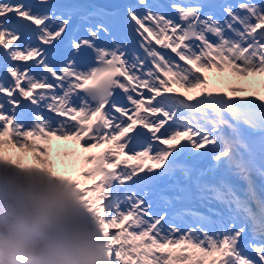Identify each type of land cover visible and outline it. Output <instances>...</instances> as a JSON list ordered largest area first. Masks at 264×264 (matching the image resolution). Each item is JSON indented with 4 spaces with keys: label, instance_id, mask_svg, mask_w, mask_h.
<instances>
[{
    "label": "snow or ice",
    "instance_id": "obj_1",
    "mask_svg": "<svg viewBox=\"0 0 264 264\" xmlns=\"http://www.w3.org/2000/svg\"><path fill=\"white\" fill-rule=\"evenodd\" d=\"M166 8L0 0V162L73 188L106 264H264V0Z\"/></svg>",
    "mask_w": 264,
    "mask_h": 264
},
{
    "label": "clouds",
    "instance_id": "obj_2",
    "mask_svg": "<svg viewBox=\"0 0 264 264\" xmlns=\"http://www.w3.org/2000/svg\"><path fill=\"white\" fill-rule=\"evenodd\" d=\"M24 192L0 222V264H105L102 252L86 238L49 241L47 230L63 205L46 183H29Z\"/></svg>",
    "mask_w": 264,
    "mask_h": 264
},
{
    "label": "rangeland",
    "instance_id": "obj_3",
    "mask_svg": "<svg viewBox=\"0 0 264 264\" xmlns=\"http://www.w3.org/2000/svg\"><path fill=\"white\" fill-rule=\"evenodd\" d=\"M260 80L261 78H250ZM241 83L237 82V84ZM74 145L71 142L53 141V159L56 160L58 166L62 171H66L72 175L71 165L74 162V157H69L64 160L62 157L56 156V151L72 149ZM8 151H15L9 149ZM46 183L52 190V194L58 196L63 205V211L57 216L56 224L47 230L48 239L61 233L71 243L76 242L80 238H86L96 244L99 250L102 252L105 258V264L107 260V252L105 249V241L100 233L98 227L95 224L93 216L86 210L84 205L80 202L78 194L74 192V189L63 183L61 180L49 176L46 172L40 171L35 167L31 168H18L13 165L0 162V222H3L7 218V214L11 211L12 206L17 201H22L25 196L24 188L29 183ZM98 181H88L87 184H91ZM66 224V225H63ZM247 251H251L248 249Z\"/></svg>",
    "mask_w": 264,
    "mask_h": 264
},
{
    "label": "water",
    "instance_id": "obj_4",
    "mask_svg": "<svg viewBox=\"0 0 264 264\" xmlns=\"http://www.w3.org/2000/svg\"><path fill=\"white\" fill-rule=\"evenodd\" d=\"M92 2H95L96 3V0H92ZM97 3H101L100 1L97 2ZM103 3V2H102ZM101 3V4H102ZM50 242H52L53 244H64V243H71L69 241H67L63 236L62 234H56L55 236H53L50 240Z\"/></svg>",
    "mask_w": 264,
    "mask_h": 264
},
{
    "label": "bare ground",
    "instance_id": "obj_5",
    "mask_svg": "<svg viewBox=\"0 0 264 264\" xmlns=\"http://www.w3.org/2000/svg\"><path fill=\"white\" fill-rule=\"evenodd\" d=\"M122 1H123V0H122ZM81 2H83V3L85 2V3H87V4H90V2H89L88 0H81ZM235 82L237 83V82H240V81H239V80H236Z\"/></svg>",
    "mask_w": 264,
    "mask_h": 264
},
{
    "label": "trees",
    "instance_id": "obj_6",
    "mask_svg": "<svg viewBox=\"0 0 264 264\" xmlns=\"http://www.w3.org/2000/svg\"><path fill=\"white\" fill-rule=\"evenodd\" d=\"M57 218H58V216H57V215H56V216H54V218H53L54 222L57 220ZM54 222H52V223H53V225L55 224Z\"/></svg>",
    "mask_w": 264,
    "mask_h": 264
}]
</instances>
